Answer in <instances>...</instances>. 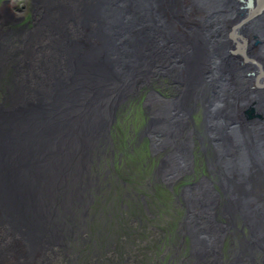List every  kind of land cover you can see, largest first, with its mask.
I'll use <instances>...</instances> for the list:
<instances>
[{
    "label": "bare ground",
    "instance_id": "1",
    "mask_svg": "<svg viewBox=\"0 0 264 264\" xmlns=\"http://www.w3.org/2000/svg\"><path fill=\"white\" fill-rule=\"evenodd\" d=\"M16 9L0 0V264L93 247L83 222L100 225L120 185L103 163L119 121L158 154L150 184L199 163L176 239L192 264H264V0H32L27 22Z\"/></svg>",
    "mask_w": 264,
    "mask_h": 264
},
{
    "label": "rangeland",
    "instance_id": "2",
    "mask_svg": "<svg viewBox=\"0 0 264 264\" xmlns=\"http://www.w3.org/2000/svg\"><path fill=\"white\" fill-rule=\"evenodd\" d=\"M15 1H17L18 9L14 11L23 16L24 22L30 21L32 18V0ZM2 95L3 93L0 90V100ZM130 114H132L131 111ZM253 115H256V113L254 112ZM138 120L142 122L139 117ZM115 128L118 131L119 140L121 141L123 138L122 147L117 150L113 162L104 161L103 159V163H108L107 165L110 167L107 166V168L113 173V179H118L120 185L116 190H119V192L116 193L114 189L116 194L114 198L108 204L104 203L101 207H98V212L94 210V218L102 217L100 218V225L94 221L84 220L83 222L87 225L88 230L90 226V229H94V232L97 233L93 247L90 243H87L81 247V254L77 253L75 259L72 258L68 252L70 250H68L59 255L53 264H166L163 260H160L162 258L161 251L163 248L168 247L166 245L168 240L174 241V239H171V235L170 237L163 235L161 230L164 224L170 222L174 226L171 231L174 232L180 227V222L185 216V208L178 203L177 198L178 196L180 198V186L184 179L177 181L172 188L169 184L165 185L166 187H163L161 183L162 187L150 184L146 179L153 173L154 166H157L153 162V155L157 154H152L153 151L151 152L148 149V138H145L142 143L134 135L135 128L136 130L139 129L138 124L135 128H132L119 121L116 123ZM133 138L139 143L135 144L132 141V146L130 141ZM128 148L130 153H134L130 154ZM107 151L108 146L106 147ZM118 153H121L120 156ZM152 158L153 160H151ZM95 166L94 161L91 168L93 169ZM130 168L131 170L135 168L137 170L135 173L138 177L142 176V178L139 179L136 174L131 172ZM202 168H205V165ZM108 188L102 190L101 196L95 193L94 201L96 204L101 201L102 196L107 194ZM125 190H129V193H134V195L137 194L138 197L135 195L136 199L133 197L127 199ZM158 193L160 194L157 198ZM143 195L146 197L145 200L141 199ZM180 201L182 202V200ZM154 212L157 216H153ZM109 221L117 227V231L114 229L113 233H109L113 229L108 226ZM106 228L108 229L105 230ZM88 234L80 235L77 238H84ZM76 244L77 242H73V245L76 246ZM79 244L83 245L81 241H79ZM107 245H110V247L106 250ZM166 258L167 261H170L169 255Z\"/></svg>",
    "mask_w": 264,
    "mask_h": 264
},
{
    "label": "flooded vegetation",
    "instance_id": "3",
    "mask_svg": "<svg viewBox=\"0 0 264 264\" xmlns=\"http://www.w3.org/2000/svg\"><path fill=\"white\" fill-rule=\"evenodd\" d=\"M137 133H138V130H136V128H135L134 135H136L137 139H138L139 136H138ZM133 141L135 142V144L139 143L135 138H133ZM143 142H144V139H143L142 143ZM160 146H162V144H160ZM160 156L162 157V160H164L165 153L164 154L161 153ZM153 162H154V165L158 164V161H153ZM196 168H201L199 163H197V165L195 166V170L194 171H190L189 169H187V172L185 173L186 175H182L183 177L178 176V179L177 178L174 179L173 184H169V185H171V188H172L173 185H175L177 183V181H182L184 179V181H183V183H182V185L180 187H181V189H185V191H186L185 192V199H183V198L180 199V200H182V202L179 201L178 203L180 205H182L183 208H185L186 212H185V216H184L183 220L180 223L186 222V216H187L188 211H187V207L184 206V202H186L190 198V195H189L188 192L191 189V187H193L194 183L196 182L194 180L196 178ZM160 183L163 185V187H166L165 185L168 184V183H165L162 180H160ZM160 183L157 182L155 184L157 186H161ZM151 204L154 207L152 202H151ZM153 211H154V209H153ZM152 215H153V213H152ZM153 216H157L155 214V212H154ZM172 227H174V226L170 222H168L167 224H164V226H163V228L161 230L163 235H167L168 237H170V235H171V239L173 238L174 241L173 240H171V241L168 240L167 241L166 245H168V247L162 249V251H161L162 258L160 260H163L166 264H168V263H170V264H192V262L189 261V258L191 257L192 252L190 253L189 251H187V249L190 250L189 246H188L190 238L189 237H184L183 239L186 240V242H184V246L181 245L176 240L177 239V235H178L177 231L180 229L181 226L177 230H175L174 232L171 231ZM166 233H168V234H166ZM175 249H177L178 251H181V252L180 253L174 252ZM224 250H226V249L224 248ZM167 255H169V257H170L169 260L170 261L166 260L167 259L166 258ZM231 263H232V261H231Z\"/></svg>",
    "mask_w": 264,
    "mask_h": 264
}]
</instances>
